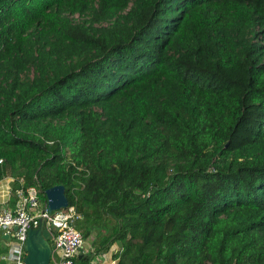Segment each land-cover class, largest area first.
<instances>
[{
  "label": "trees",
  "instance_id": "trees-1",
  "mask_svg": "<svg viewBox=\"0 0 264 264\" xmlns=\"http://www.w3.org/2000/svg\"><path fill=\"white\" fill-rule=\"evenodd\" d=\"M0 161L116 264H264V0H0Z\"/></svg>",
  "mask_w": 264,
  "mask_h": 264
},
{
  "label": "built area",
  "instance_id": "built-area-1",
  "mask_svg": "<svg viewBox=\"0 0 264 264\" xmlns=\"http://www.w3.org/2000/svg\"><path fill=\"white\" fill-rule=\"evenodd\" d=\"M2 161H0V164ZM7 177L0 181V263L26 264L25 245L29 231L44 228L52 234L51 264H76L86 239L77 228L83 216L74 207L55 212L48 210L38 187L25 188L21 180Z\"/></svg>",
  "mask_w": 264,
  "mask_h": 264
},
{
  "label": "water",
  "instance_id": "water-1",
  "mask_svg": "<svg viewBox=\"0 0 264 264\" xmlns=\"http://www.w3.org/2000/svg\"><path fill=\"white\" fill-rule=\"evenodd\" d=\"M46 196L50 212L66 209L70 206L64 186L49 189ZM51 240L52 234L44 228L30 230L25 245V250L28 253L26 264H51L53 254Z\"/></svg>",
  "mask_w": 264,
  "mask_h": 264
},
{
  "label": "crops",
  "instance_id": "crops-1",
  "mask_svg": "<svg viewBox=\"0 0 264 264\" xmlns=\"http://www.w3.org/2000/svg\"><path fill=\"white\" fill-rule=\"evenodd\" d=\"M96 238V233H93L87 241L89 240L90 244L85 245L81 250L79 258L88 257L90 264H116L114 256L119 253L121 246L118 243L113 244L108 250L96 252L93 248V242Z\"/></svg>",
  "mask_w": 264,
  "mask_h": 264
},
{
  "label": "rangeland",
  "instance_id": "rangeland-1",
  "mask_svg": "<svg viewBox=\"0 0 264 264\" xmlns=\"http://www.w3.org/2000/svg\"><path fill=\"white\" fill-rule=\"evenodd\" d=\"M73 20H74V22H76V23H81V22H83L82 19L79 18V17H76V18H74ZM89 244H90L89 240H88V241L86 240L85 245H89Z\"/></svg>",
  "mask_w": 264,
  "mask_h": 264
}]
</instances>
